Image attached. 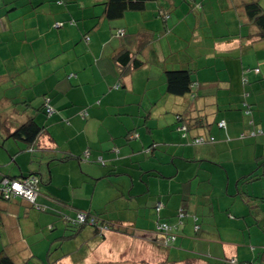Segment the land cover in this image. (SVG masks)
Masks as SVG:
<instances>
[{"label": "crops", "instance_id": "0c3cea01", "mask_svg": "<svg viewBox=\"0 0 264 264\" xmlns=\"http://www.w3.org/2000/svg\"><path fill=\"white\" fill-rule=\"evenodd\" d=\"M105 1L0 0V181L37 172L47 209L0 193V252L20 264L46 254L49 264L258 261L264 205L260 213L231 200L264 159V40L252 39L256 27L242 7L254 0H159L119 20L106 17ZM121 50L142 62L122 80L114 62ZM173 69L192 72L195 96L168 92L165 71ZM46 106L56 112L46 116ZM29 117L44 128L33 145L8 137ZM180 117L192 125L189 140L214 142L187 143L175 129ZM254 129L263 133L251 136ZM68 155L77 158L60 162ZM249 188L241 185L261 195ZM158 202L162 219L177 225L169 248L155 229ZM56 210L100 214L131 234L82 227L67 235Z\"/></svg>", "mask_w": 264, "mask_h": 264}, {"label": "trees", "instance_id": "16d2710c", "mask_svg": "<svg viewBox=\"0 0 264 264\" xmlns=\"http://www.w3.org/2000/svg\"><path fill=\"white\" fill-rule=\"evenodd\" d=\"M159 0H106L104 2L105 7V15L110 20H119L125 17V15L129 12H143L147 8V4L150 2H157ZM243 9L246 12V15L249 20L252 21V24L256 27V31L253 34H250L252 36V39L258 41V40H264V3L260 2L259 0L249 1L245 2L242 5ZM168 15H164V18H166ZM169 17V16H168ZM124 31V30H123ZM125 33V32H124ZM123 33V35H124ZM89 38L87 37L86 40ZM114 62L120 69V77L121 80L125 79L127 74L133 70L140 68L142 66V62L136 58V56L130 51V50H121L117 52L114 55ZM256 73H260V69H253ZM165 80L167 84L168 92L172 95L176 96H183L186 94H192L195 96V89L197 88L196 83L192 80V72L190 70L186 69H173L165 71ZM248 80L246 78H243V84H247ZM119 88V86H117ZM249 96V94H247ZM245 110L244 113L247 115L249 119V123L252 125L254 124V120L251 119L252 117V109L248 103L244 102ZM43 109V107H42ZM40 108L41 111L45 113L46 116L53 115L56 110L50 106H46L43 110ZM82 118H87L88 113L87 110H82L80 112ZM180 123L177 125V132L181 135V137L187 141L190 145H204L207 143L214 142V137L212 136H196L192 140H189V134L192 130V125L189 123H186L183 121V119L179 118ZM224 122L225 126H220V124ZM218 127L220 129H226L227 128V122L225 120H222L217 123ZM3 129L7 128V124H2ZM43 127H41L35 120L34 117H29L25 122H23L20 126H18L14 131H9L7 135L8 137H12L16 140H24L28 145H33L34 142L38 139L40 133L43 131ZM263 133L261 129H254L250 132L251 136H257L258 134ZM246 134L241 133L240 138H244ZM77 158L72 155L64 156L61 158L60 162H63L65 160ZM90 158V152L83 153L80 156V160H89ZM98 163L104 164L105 162L103 159H97L93 160ZM258 165L256 168L250 172L249 174L245 175L237 185V189L233 195L231 194V200L233 202H236L241 199L247 201L250 203L251 208H255V210L259 211L261 213V208L259 206L260 203L264 205V159L261 161L260 159L256 162ZM37 180L35 191L36 196L34 201H30L27 198L11 192L10 194H5L2 190L4 188L3 184L7 180L10 184L12 181H21L24 182L26 180ZM40 176L38 173H31L28 176H22V177H11L6 176L0 181V193L3 200L10 202L14 199L22 198L26 200V202L30 205V208L34 209L38 212H47V209L43 207L41 204L38 203V195H39V188H40ZM243 183H246L247 185H250L249 190L251 192H254L255 190L257 193L261 195H257L255 197L248 195L247 196V190L241 189V185ZM8 184V185H9ZM244 197V198H242ZM238 199V200H237ZM242 200V201H243ZM66 206V205H65ZM68 207V206H67ZM163 207V204L161 202H158L156 204V211L157 213L160 212L161 208ZM62 212V213H60ZM64 211H55L54 217L55 219L60 223L63 224V232H66L67 235H72L79 231L82 227H92L95 229L98 235L101 237H104V234L108 231H114L118 233H122L125 235H130V228L127 225H124L122 222H108L100 217V214L92 213V212H79L75 218H71L66 215V213H63ZM180 219H183L184 213L180 209L179 211ZM81 216H85V219L81 221ZM193 220L195 223V229H200V218L197 215L193 216ZM182 223V222H181ZM255 225L258 227L264 226V217L259 218L255 221ZM156 232L161 234L163 236V245L166 248L171 247L175 243V241L178 238V234L176 233L177 225L170 224V222L162 219L160 216V213L157 215V221L155 224ZM71 236V237H72ZM35 256L29 255L27 259H25L21 264H30V258H34ZM197 260H201L202 258L197 257L193 258ZM203 260V259H202ZM194 261V260H193ZM55 262V261H53ZM226 264H264V252L261 253L258 261L255 262H238L237 259H228ZM0 264H20L16 258L10 256L7 252H0ZM185 264H196V262H192V259L187 260ZM206 264V263H205Z\"/></svg>", "mask_w": 264, "mask_h": 264}, {"label": "built area", "instance_id": "2783aa9c", "mask_svg": "<svg viewBox=\"0 0 264 264\" xmlns=\"http://www.w3.org/2000/svg\"><path fill=\"white\" fill-rule=\"evenodd\" d=\"M166 18H168V16H166ZM119 33L123 34L124 31L120 30ZM220 126H225V123L222 122L220 124ZM36 183H37V180H35L33 178H32V180H26L24 182L12 181L10 184L6 180L3 184L4 188L2 191L5 194H7V197H8V194L13 192V193L19 194V195L27 198L30 201H34L35 196H36V191H35ZM80 218H81V221H83L85 219V216H81Z\"/></svg>", "mask_w": 264, "mask_h": 264}, {"label": "rangeland", "instance_id": "374dc122", "mask_svg": "<svg viewBox=\"0 0 264 264\" xmlns=\"http://www.w3.org/2000/svg\"><path fill=\"white\" fill-rule=\"evenodd\" d=\"M177 124H178V122H177ZM176 128H177V126H176ZM176 132H177V129H176ZM87 229H89V226H87ZM46 232H47V229H46ZM40 244H41V242H37V243L33 244V247L35 249H38V248H36V245L39 246ZM46 255L44 258V262H43V259L41 258V256H39V255H36L34 258H30V264H49L48 254H46Z\"/></svg>", "mask_w": 264, "mask_h": 264}]
</instances>
